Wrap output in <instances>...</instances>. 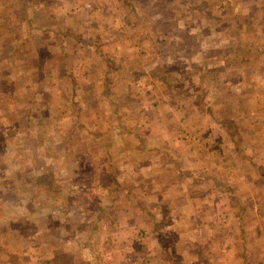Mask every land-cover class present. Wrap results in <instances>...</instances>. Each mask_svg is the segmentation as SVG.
<instances>
[{
    "label": "rangeland",
    "instance_id": "rangeland-1",
    "mask_svg": "<svg viewBox=\"0 0 264 264\" xmlns=\"http://www.w3.org/2000/svg\"><path fill=\"white\" fill-rule=\"evenodd\" d=\"M4 130L0 264H264V0H0Z\"/></svg>",
    "mask_w": 264,
    "mask_h": 264
},
{
    "label": "trees",
    "instance_id": "trees-1",
    "mask_svg": "<svg viewBox=\"0 0 264 264\" xmlns=\"http://www.w3.org/2000/svg\"><path fill=\"white\" fill-rule=\"evenodd\" d=\"M29 104H26L24 107H23V112H21L19 115H18V124L20 126V128H24L26 131V134H28L29 132V135L27 137V145L29 147H37L38 144H40L41 141L38 140V137L39 135L43 132V130H45V124H43L44 121H46L45 117L43 115H40L39 113H35V111L33 110V107ZM37 115L40 116L41 118V121H42V124L40 122H37ZM18 129V127H17ZM5 132V130H4ZM15 132L17 133V131L15 130ZM0 134L1 135H8L10 137H14L15 134H9L7 132L3 133L0 131ZM47 136V134H46ZM48 140H46V142L48 144H51L53 145V138L52 136H48L47 137ZM58 146H61V145H58ZM64 151H65V148H62ZM7 153V149L6 151H1L0 153V159H3L5 157ZM41 157V158H40ZM38 157V154H37V157L35 158L36 161L34 160L35 162V165L34 167L37 169V172H38V176H42L44 173H47V168L48 166L45 165L46 163V159L48 157L46 156H40ZM70 158H73V159H78L79 157H71L69 155ZM38 163V164H37ZM50 172H48L49 174ZM4 175V176H3ZM2 177H1V189H0V192L1 191H5V192H8L12 195V197L15 195H17L18 193V190L17 188H15L14 186H10V183H12V178H13V175H16L18 176V172L15 171V173L13 175H10L9 173L7 174H3ZM54 177H56V174H54ZM44 179L43 177H40V178H35L34 176H29V180L31 182V190H30V198L28 200H25V202H28L26 205L30 206L29 209L30 210H34V209H37V207L33 208L31 206V202H33L34 199H32L33 197H31V194L33 193V186H32V183L35 181L36 183V187L38 185H41L42 182H44ZM18 181V179H17ZM38 188V187H37ZM50 191H46L44 192V194L42 193V191L39 192V195L36 196V199L39 200V197L40 196H44V198L47 200L48 199V193ZM2 197V196H1ZM0 197V199H1ZM35 197V196H34ZM47 201H44L41 203V205L44 206H47ZM54 214H52L51 216V219H49V221H47L46 225L47 226H51L53 228H57L58 230H63L64 231V234L65 235H73V234H77V232H79L80 230H78L76 227H74L72 224H68L66 222H61V223H58L57 225H54V221L57 220L58 218H61L63 219L64 218V214H58V215H55L53 216ZM77 220V219H75ZM44 264H48L47 262L44 263Z\"/></svg>",
    "mask_w": 264,
    "mask_h": 264
},
{
    "label": "crops",
    "instance_id": "crops-1",
    "mask_svg": "<svg viewBox=\"0 0 264 264\" xmlns=\"http://www.w3.org/2000/svg\"><path fill=\"white\" fill-rule=\"evenodd\" d=\"M115 44H116V43H115ZM114 48H115V47H114ZM115 49H116V48H115ZM129 52H130V51H126V52L124 53V56H125L126 58H127L129 55H131V52H130V53H129ZM118 56L120 57L119 54H118ZM125 57H124V58H125ZM120 58H121V57H120ZM122 59H123V57H122ZM120 61H121V60H120ZM124 61L126 62V60H124ZM121 65H122V66H125L124 63H122ZM128 71H129L128 73H130V74H135V73L132 71V68H129ZM126 81H127V80H126ZM122 83H123L124 85H126L127 88H129V86H130V82H129V84H128V83L125 84L124 81H122Z\"/></svg>",
    "mask_w": 264,
    "mask_h": 264
}]
</instances>
